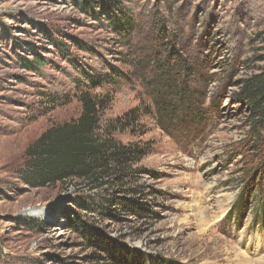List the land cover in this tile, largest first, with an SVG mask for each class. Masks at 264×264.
<instances>
[{"label":"rangeland","instance_id":"rangeland-1","mask_svg":"<svg viewBox=\"0 0 264 264\" xmlns=\"http://www.w3.org/2000/svg\"><path fill=\"white\" fill-rule=\"evenodd\" d=\"M263 68L264 0H0V264H264V133L236 96ZM80 88L145 155L35 188L25 150Z\"/></svg>","mask_w":264,"mask_h":264},{"label":"trees","instance_id":"trees-1","mask_svg":"<svg viewBox=\"0 0 264 264\" xmlns=\"http://www.w3.org/2000/svg\"><path fill=\"white\" fill-rule=\"evenodd\" d=\"M112 24L116 27L113 18ZM46 96L56 106V97ZM73 96L80 105L78 119L52 126L26 148L21 180L35 188L55 187L71 180L97 183L103 177L121 184L131 174L127 166L145 154L99 133L100 114L105 110L100 99L81 88ZM236 96L247 106L252 130L264 133V68L244 79ZM114 261L118 263L117 258Z\"/></svg>","mask_w":264,"mask_h":264}]
</instances>
